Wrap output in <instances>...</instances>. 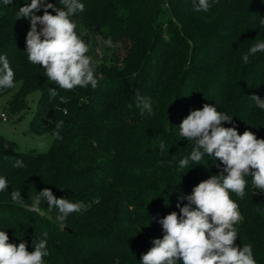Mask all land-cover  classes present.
<instances>
[{
  "label": "trees",
  "instance_id": "1",
  "mask_svg": "<svg viewBox=\"0 0 264 264\" xmlns=\"http://www.w3.org/2000/svg\"><path fill=\"white\" fill-rule=\"evenodd\" d=\"M46 2L63 7L60 0ZM79 2L84 11L72 19L104 79L96 89L64 91L27 59L30 20L17 14L31 0L7 6L0 0V55L15 73L14 87L21 82L1 113L20 117L29 107L28 96L40 91L32 130L53 136L46 151H26L0 133V177L8 182L0 192V231L10 243L25 242L28 251L33 240L46 239L45 264H141L152 241L163 237L159 220L179 213L176 204L188 201L178 198L223 168L207 154L198 164L180 167L195 147L179 134L190 111L211 104L232 117L222 126L264 139V110L249 98L264 99V52L250 55L247 63L242 58L254 43L264 42V0H209L207 12L194 11L193 0ZM35 14L43 15V4ZM108 37L111 47L103 43ZM14 87L0 90V97ZM49 88L58 96L50 98ZM137 93L150 98L152 115L141 114ZM60 96L68 102L61 103ZM58 121L64 122L63 139L54 135ZM16 159L25 167L15 168ZM246 180L243 199L230 194L243 217L235 225V243L252 245L256 264H264V193L251 176ZM44 188L86 210L60 222L46 201L35 213L11 198L21 191L30 205Z\"/></svg>",
  "mask_w": 264,
  "mask_h": 264
},
{
  "label": "clouds",
  "instance_id": "2",
  "mask_svg": "<svg viewBox=\"0 0 264 264\" xmlns=\"http://www.w3.org/2000/svg\"><path fill=\"white\" fill-rule=\"evenodd\" d=\"M12 2L3 0L6 6ZM41 4L43 15H36ZM60 4L62 8L46 0H31L30 4L19 8L17 19L30 20V30L26 35L27 59L33 65L42 66L48 80L64 91L89 85L96 89L99 81L104 79L103 74L97 75L96 64L88 55L89 46L77 33V24L72 19L77 12L84 11V4L79 0H60ZM209 8V0H193L194 11L207 12ZM103 43L111 47L112 38L108 37ZM258 52H264V42L254 43L243 55L244 62L247 63L249 56ZM14 76L9 60L0 55V90L14 87ZM58 94L55 88H49L50 98ZM59 98L61 103L69 100L66 96ZM249 98L264 110V99L258 95ZM136 102L142 115L145 112L153 114L150 98L137 93ZM223 122L231 123L232 117L205 103L202 109L190 111L179 125L180 136L195 145L190 156L180 161L181 168L188 167L190 161L198 164L205 154L220 161L223 168L219 175H212L196 185L191 195L178 198L188 201L183 206L179 202L176 204L179 213L173 211L159 220L163 237L152 241L153 246L141 255V264H256L252 245L239 247L235 243L238 237L235 225L243 217L230 194L243 199L246 177L249 176L254 187L264 193V139L257 138L248 130L239 134L235 126L224 127ZM63 123H56V139H63L59 132ZM159 148L165 150V143L161 142ZM13 166L23 168L25 164L16 159ZM7 187L6 178L0 177V192ZM11 198L35 213L41 212V203L46 201L47 211L57 210L55 219L60 222H64L71 213L86 210L81 202L57 198L50 188L36 193L30 205L24 203L21 191H13ZM47 235V232L43 233L44 237ZM32 248L28 251L25 242L19 245L10 243L7 232L0 231V264H45L44 258L49 255L47 240H33Z\"/></svg>",
  "mask_w": 264,
  "mask_h": 264
},
{
  "label": "rangeland",
  "instance_id": "3",
  "mask_svg": "<svg viewBox=\"0 0 264 264\" xmlns=\"http://www.w3.org/2000/svg\"><path fill=\"white\" fill-rule=\"evenodd\" d=\"M21 82L16 83L14 89L8 94L0 97V113L6 112L7 105L14 95L20 89ZM40 91H35L28 96L29 107L22 115H10L5 120L0 117V133L12 140L17 141L22 150L46 151L53 142V136L50 133L36 134L32 130L31 120L37 108Z\"/></svg>",
  "mask_w": 264,
  "mask_h": 264
},
{
  "label": "built area",
  "instance_id": "4",
  "mask_svg": "<svg viewBox=\"0 0 264 264\" xmlns=\"http://www.w3.org/2000/svg\"><path fill=\"white\" fill-rule=\"evenodd\" d=\"M0 116L3 118V119H7L6 115L4 113H0Z\"/></svg>",
  "mask_w": 264,
  "mask_h": 264
}]
</instances>
